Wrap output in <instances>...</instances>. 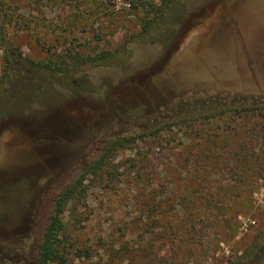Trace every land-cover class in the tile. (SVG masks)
Returning a JSON list of instances; mask_svg holds the SVG:
<instances>
[{
    "label": "rangeland",
    "instance_id": "obj_1",
    "mask_svg": "<svg viewBox=\"0 0 264 264\" xmlns=\"http://www.w3.org/2000/svg\"><path fill=\"white\" fill-rule=\"evenodd\" d=\"M168 1L172 29L144 38V13L127 0L7 6L1 263L36 264L56 197L84 175L83 196L63 215L65 264H264V0ZM102 50L128 56L74 61ZM60 59L61 71L29 63ZM206 106L230 111L205 124ZM206 199L224 207L202 213ZM183 212L193 220L175 219ZM196 214L229 221L190 225ZM200 229L210 234L201 256Z\"/></svg>",
    "mask_w": 264,
    "mask_h": 264
},
{
    "label": "trees",
    "instance_id": "obj_2",
    "mask_svg": "<svg viewBox=\"0 0 264 264\" xmlns=\"http://www.w3.org/2000/svg\"><path fill=\"white\" fill-rule=\"evenodd\" d=\"M53 1V0H52ZM12 0H0V18L7 16L6 13V8L8 5H11ZM79 2V0H77ZM128 4L130 7L133 9H138L141 7V12L144 13L142 15V22L143 24L141 25V30L138 33V36L140 38L142 35L145 37L148 34H152L153 31L158 30V32L161 30L162 32H167L170 31L172 28L171 26H166L167 24H172V16L170 12H173V8L170 5V2L168 0H160L159 3H152L148 2L147 0H127ZM6 36V31L3 29V22L0 21V44L4 45V38ZM128 54L125 53L124 50H119L118 52L114 53L110 51H105L102 50L101 52L95 54L94 56L92 55H86L82 56L79 53H76L75 56H73L74 61H78L81 64L82 63H90L94 65H99L102 64L106 61H108L111 64H118V63H123L125 59L127 58ZM64 59H60V61H52L49 60L48 62H34V61H29V63L34 66V68H39V69H45L48 71H58L62 70V63L64 62ZM250 108V106H249ZM259 108L264 109V105H262ZM217 112L215 113V111ZM230 111V108L227 107H217V109H212L211 107L206 106L204 108V113L203 118L205 119L204 123L208 124L210 123L211 119L216 116V115H222L227 111ZM189 116H186L185 118H179L176 120V124L178 122H186ZM192 119V117H190ZM171 127V125H169ZM144 134H139L138 137L133 136L132 141L136 140L137 138H142ZM115 145L118 147H122L124 145L123 139L117 140L114 142ZM170 149V148H169ZM171 151H167V156H171L172 153ZM166 156V155H165ZM165 159V158H164ZM102 164V161L100 160L98 162V166ZM195 168V165L194 167ZM93 170V168L89 169ZM87 169V173L89 172ZM191 175L194 176V172H191ZM83 180H84V175H82L79 179L75 180L73 183H71L69 186H67L65 189H63L58 196L56 197L54 201V207L53 211L49 217L48 224L45 228L43 239L40 245V248L38 250V256L36 260V264H48L49 262H57L59 264H65L67 260V253L68 250L67 248L63 245L62 241L59 239V235L61 231L64 228V223H63V215L66 211V206L68 204H74L80 200V197L83 196ZM208 189H205L207 191ZM212 205L215 206V208H223L224 203L223 201H217L216 203L210 201V199H206L205 202L201 205L204 209L202 210V213H205L208 209V206ZM183 219L184 221L189 220L190 222L193 220V217H190L186 215L184 212L181 214H178L175 216V219ZM221 222V223H228L229 219L226 217H221L220 220H218L217 216H212V215H200L196 214L194 217V222L191 223L190 225H194L197 223H211V222ZM192 228V226H190ZM204 230L200 229L197 231L196 237H198L199 240V245L200 247L197 248L200 249V251L196 252L198 255H206L207 252L209 251L208 245L210 242L204 241L203 236L210 237V234H205L203 233ZM174 236L179 237L182 240V235L177 234L176 231H171ZM221 236L225 238L231 237V234L228 232H221ZM214 238V235H212ZM177 248V247H176ZM70 252L73 254L74 257L76 258H88L89 253L85 249H82L78 246H70ZM187 252V250H186ZM186 257V254L184 257H180V259H184ZM177 259V258H176ZM0 264H3L0 262Z\"/></svg>",
    "mask_w": 264,
    "mask_h": 264
}]
</instances>
